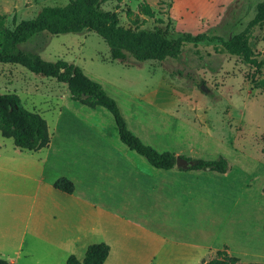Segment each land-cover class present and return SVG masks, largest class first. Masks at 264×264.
<instances>
[{
  "label": "rangeland",
  "instance_id": "1",
  "mask_svg": "<svg viewBox=\"0 0 264 264\" xmlns=\"http://www.w3.org/2000/svg\"><path fill=\"white\" fill-rule=\"evenodd\" d=\"M67 1L0 0V42L4 30L34 18L43 7ZM139 1L100 0L98 7L115 13L119 26L134 29L125 11L136 14ZM144 1L154 17L138 16V30L159 31L167 38L188 33L228 40L245 29L263 0ZM247 44L259 68L227 54L217 40L185 44L178 59L140 64L111 61L102 39L85 31L41 33L19 45L44 61L63 60L79 67L115 101L127 128L155 151L191 160L224 159V174L175 166L168 171L153 169L119 142L109 113L80 106L70 100L65 85L18 65L0 64V94L17 95L24 109L45 120L51 151L66 146L61 139L69 144L112 145L123 156L116 159L133 164L143 176L125 164L122 191L99 196L100 202L112 209L129 206L132 215L147 218L150 224L158 218L166 241L201 248L202 254L188 264L206 263L223 248L240 262L264 263V20L249 30ZM98 125L103 129L99 137L89 129ZM1 143L6 148L12 145L0 136ZM81 152L62 147L64 158L55 172L73 175L79 190L86 191V179L102 190L104 184L92 181L93 171L80 159ZM91 154L86 152V158Z\"/></svg>",
  "mask_w": 264,
  "mask_h": 264
},
{
  "label": "crops",
  "instance_id": "2",
  "mask_svg": "<svg viewBox=\"0 0 264 264\" xmlns=\"http://www.w3.org/2000/svg\"><path fill=\"white\" fill-rule=\"evenodd\" d=\"M89 129L98 137L103 133L99 125ZM56 131L61 136L65 134L60 129ZM61 140L62 144L82 151L80 159L90 164L92 181L104 186L97 190L86 179L83 180L86 191L79 190L73 175L55 172L60 165L62 147H68L51 151V137L45 148L35 152L19 150L13 145L6 148L1 143V261L5 264H64L72 255L80 262L86 247L98 243L109 248L103 264H188L202 254V249L195 244L169 238L170 242L166 241L158 218L150 224L147 218L132 215L129 206L119 205L112 209L100 202L99 196L122 191L123 166L143 176L133 164L117 160V156H123L112 145L69 144ZM86 152L92 154L86 158ZM58 178L67 179L72 184V192L55 190L52 184ZM106 188L111 192H105ZM178 243L180 245H176Z\"/></svg>",
  "mask_w": 264,
  "mask_h": 264
},
{
  "label": "trees",
  "instance_id": "3",
  "mask_svg": "<svg viewBox=\"0 0 264 264\" xmlns=\"http://www.w3.org/2000/svg\"><path fill=\"white\" fill-rule=\"evenodd\" d=\"M99 3L100 0H68L63 6L43 7L34 18L20 21L12 29L4 30L0 42V64L18 65L35 76L52 78L65 85L71 101L89 109L101 108L110 114L119 142L129 151L142 157L154 169L170 170L174 166V155L170 152H157L134 135L127 128L115 101L79 67L63 60L44 61L37 54L23 52L19 45L41 33L56 36L85 31L102 39L111 61L140 64L145 61L161 62L167 58L178 59L185 44L217 40L224 52L239 57L244 64L259 68L260 63L251 56L247 34L252 27L264 20V0L256 5V13L245 29L228 40L188 33L167 38L159 31L138 30V16L154 17L153 11L143 0L136 4V14L129 9L125 11V17L134 29L123 28L118 25L115 13L99 10ZM0 136L10 139L12 145L19 150L33 152L45 148L49 142L45 120L39 114L24 109L19 97L13 93L0 94ZM180 158L190 162L186 169L191 171L206 170L224 174L227 169L224 159ZM52 187L63 193L72 192V184L65 178L56 179ZM262 193L264 194V183ZM223 249L217 250L215 256L203 264H264L240 262ZM108 250L104 243L91 244L86 247L80 262L70 255L64 264H103ZM0 264L5 262L0 260Z\"/></svg>",
  "mask_w": 264,
  "mask_h": 264
},
{
  "label": "water",
  "instance_id": "4",
  "mask_svg": "<svg viewBox=\"0 0 264 264\" xmlns=\"http://www.w3.org/2000/svg\"><path fill=\"white\" fill-rule=\"evenodd\" d=\"M190 165V162L185 161L180 157H175L174 166L176 168L186 169Z\"/></svg>",
  "mask_w": 264,
  "mask_h": 264
}]
</instances>
